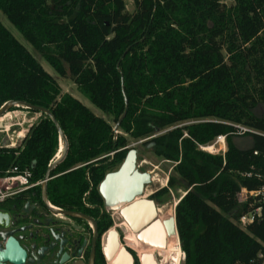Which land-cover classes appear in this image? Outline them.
<instances>
[{
	"label": "trees",
	"instance_id": "1",
	"mask_svg": "<svg viewBox=\"0 0 264 264\" xmlns=\"http://www.w3.org/2000/svg\"><path fill=\"white\" fill-rule=\"evenodd\" d=\"M132 2L129 13L124 0H0V12L39 57L110 120L62 94L1 23L0 109L10 102L44 108L66 137L67 154L47 187L53 205L72 210L83 197L101 205L98 186L123 162L122 149L146 140L155 156L175 163L169 188L185 187L174 209L183 264H250L264 253V222L239 228L246 206L239 210L236 195L262 184L241 175L261 167L253 151L264 153V138L235 136L232 125L264 134V0ZM11 110L39 119L16 148L0 147V177L18 167L43 181L60 148L58 131L45 114ZM223 135L224 158L199 150ZM102 158L101 168L68 172ZM106 228L101 219L100 234Z\"/></svg>",
	"mask_w": 264,
	"mask_h": 264
},
{
	"label": "flooded vegetation",
	"instance_id": "2",
	"mask_svg": "<svg viewBox=\"0 0 264 264\" xmlns=\"http://www.w3.org/2000/svg\"><path fill=\"white\" fill-rule=\"evenodd\" d=\"M124 149L128 151L127 147ZM104 158L78 165L68 172L84 167L101 168L107 163L102 161ZM138 172L147 173L141 169ZM147 174L150 182L143 187L142 194L117 209L106 208L100 195L99 206L90 204L86 197L72 210L55 206L48 199L47 188L43 191V185L40 190L10 199L0 206V213L8 217L0 227V246L4 248L5 239H14L25 253L24 264H96L98 252L99 264H110L113 259L117 261L119 249L129 257L130 264H168L164 254L167 240L173 235L167 229L171 217L163 210L171 199L169 179L165 185L154 186V178ZM101 219L107 228L100 234ZM112 232L116 234L118 250L107 260L103 248ZM151 234L157 236V243L151 242Z\"/></svg>",
	"mask_w": 264,
	"mask_h": 264
},
{
	"label": "water",
	"instance_id": "3",
	"mask_svg": "<svg viewBox=\"0 0 264 264\" xmlns=\"http://www.w3.org/2000/svg\"><path fill=\"white\" fill-rule=\"evenodd\" d=\"M12 107H22L27 110L35 111L40 114L47 115L53 122L55 128L58 131L60 143H62L63 151L61 154L55 159V161L48 167L46 175L44 177V184H43V191H46L47 183L51 179V174L53 173L54 169L64 160L67 150H68V143L67 139L64 136L62 130L60 129L58 123L51 115V113L41 107H35L24 102H10L5 104L0 109V117L4 115V112L8 108ZM127 109V101H125V112L121 116L119 122L114 126V131H117L119 128V124L122 119L126 115ZM153 146V144H150ZM137 164V151L135 149H128L127 154L120 165V167L113 172H110L105 175L104 179L98 186V193L103 200L104 206L106 208H115L119 207L120 205L127 204L131 202L134 198L140 196L143 191V187L150 182L149 175L147 173H139L136 167ZM184 196V195H183ZM124 211V209L122 210ZM7 215L0 213V227H3V220L7 221ZM7 225V224H6ZM168 230L170 234L173 236L177 234L176 232V223L175 217H171L168 222ZM113 237L112 248L109 250L108 255L106 254V247L103 248L104 257H107V260L112 257V250H118V243L116 240V234L114 232L111 233ZM4 248L0 246V264H24L25 253L22 251L17 242L12 239L8 238L4 240ZM109 243V242H108ZM124 255L127 257L128 261L129 257L123 251V249H119L118 255ZM117 259V257H116Z\"/></svg>",
	"mask_w": 264,
	"mask_h": 264
},
{
	"label": "built area",
	"instance_id": "4",
	"mask_svg": "<svg viewBox=\"0 0 264 264\" xmlns=\"http://www.w3.org/2000/svg\"><path fill=\"white\" fill-rule=\"evenodd\" d=\"M4 122L0 121V147L7 149L16 148L25 134L22 135L20 132H17L10 136V127ZM232 126L236 129L233 133L235 136L242 137L246 133H249L264 138L263 133L239 125ZM114 132L117 133V131ZM199 150L212 156H221L224 158L228 150L226 136H218L212 144L200 146ZM113 154L114 153H110L108 156L112 157ZM253 156L261 159V167H252L250 172L242 174L241 177L247 179L254 178L261 181L262 184L252 191L246 188H240V191L236 195L239 210L241 211L243 207L246 206V210L241 212L240 216L235 221V224L241 229H245L247 226L254 223L264 222V153L253 151ZM57 157L58 156H56V158ZM31 178L32 173L29 169H20L18 167H13L7 171L3 177H0V206L5 204L8 200L33 191L38 187H42L44 184V180L34 182ZM175 236L179 244L177 234ZM250 264H264V253L259 252L256 256V260Z\"/></svg>",
	"mask_w": 264,
	"mask_h": 264
},
{
	"label": "rangeland",
	"instance_id": "5",
	"mask_svg": "<svg viewBox=\"0 0 264 264\" xmlns=\"http://www.w3.org/2000/svg\"><path fill=\"white\" fill-rule=\"evenodd\" d=\"M126 3V9L129 13L133 12V2L132 0H124ZM0 23L12 34V36L20 43L22 44L30 53L31 55L40 63L42 68L47 72L49 75H51L53 78H55L62 90V94H69L73 98L77 99L79 102H81L91 113H93L95 116L102 118L106 121H109L110 118L103 114L101 111H99L97 108H95L87 99H85L83 96L79 94L77 91L75 85L73 82L67 78V79H61L59 78L54 71L49 67V65L44 62L39 55L33 50V48L22 38V36L17 32V30L8 22L6 17L0 12ZM12 108H8L4 115L0 117V121L6 123L9 125V135H13L14 133L20 132L22 135H24L29 126L37 122L39 119V114H30L27 111L24 110H15L12 111ZM166 131L161 132L164 133ZM1 138V136H0ZM142 141H129L126 144V147L128 149H135L138 152V159L136 167L138 169H141L142 171H146L147 173L151 174V176L154 178V186L156 185H165L167 180L170 177L175 178L176 176L173 174L172 169L175 166V163L164 160L162 158H159L154 155L153 153V146L151 145H145L141 143ZM235 144L239 147L246 148L247 142L244 140L235 139ZM60 148L58 150L57 156H59ZM119 167V166H118ZM117 167V168H118ZM116 168V169H117ZM185 194V187L183 183L180 181L176 182L174 188H171V199L170 201L165 205V209L163 212L165 214L172 213L174 216V209L177 205L179 199ZM109 240L112 242V240L109 238ZM177 242V241H176ZM110 243V242H109ZM108 243V244H109ZM178 249H180L179 244L177 243ZM107 250H110L111 248L107 247ZM180 252V263L183 264L184 262V255L181 251ZM168 253H165V257L169 258L167 256Z\"/></svg>",
	"mask_w": 264,
	"mask_h": 264
},
{
	"label": "bare ground",
	"instance_id": "6",
	"mask_svg": "<svg viewBox=\"0 0 264 264\" xmlns=\"http://www.w3.org/2000/svg\"><path fill=\"white\" fill-rule=\"evenodd\" d=\"M62 151H63V147L61 145V149H60L59 155L61 154ZM117 208H119V207H115V209H117ZM169 217H173V214L170 213ZM166 219H167V217H166ZM167 229H168V226H167ZM149 238H150L151 242L154 241V243H157L156 241H158V238H157V236L155 234L154 235L151 234ZM109 242L110 243L108 244V247L112 248V242L110 240H109ZM159 244L161 245L162 243H159ZM179 250L180 249H178L177 242H176V236L174 235L172 237H169L168 240H167L166 249H165V253H168L167 256L169 257L168 258V261H169L168 264H179L180 263L181 256H180ZM112 252L114 253L115 251L112 250ZM123 260H126V262H128V264H130V261H128L127 257L125 258V256L122 255V254L118 256V259H117V261L114 262V264H120V262L123 261Z\"/></svg>",
	"mask_w": 264,
	"mask_h": 264
},
{
	"label": "crops",
	"instance_id": "7",
	"mask_svg": "<svg viewBox=\"0 0 264 264\" xmlns=\"http://www.w3.org/2000/svg\"><path fill=\"white\" fill-rule=\"evenodd\" d=\"M248 143V142H247ZM248 145V144H247ZM112 237H110V239H111ZM112 240V239H111ZM113 242V241H112Z\"/></svg>",
	"mask_w": 264,
	"mask_h": 264
}]
</instances>
